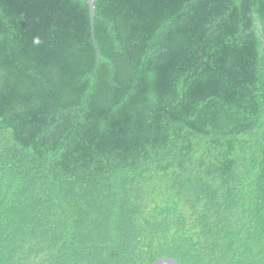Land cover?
Listing matches in <instances>:
<instances>
[{
	"label": "trees",
	"instance_id": "trees-1",
	"mask_svg": "<svg viewBox=\"0 0 264 264\" xmlns=\"http://www.w3.org/2000/svg\"><path fill=\"white\" fill-rule=\"evenodd\" d=\"M0 0V264H264V0Z\"/></svg>",
	"mask_w": 264,
	"mask_h": 264
},
{
	"label": "water",
	"instance_id": "water-1",
	"mask_svg": "<svg viewBox=\"0 0 264 264\" xmlns=\"http://www.w3.org/2000/svg\"><path fill=\"white\" fill-rule=\"evenodd\" d=\"M88 4L90 7L92 19H94L95 17L94 0H88ZM154 264H180V263L172 258L161 257V258H158Z\"/></svg>",
	"mask_w": 264,
	"mask_h": 264
}]
</instances>
